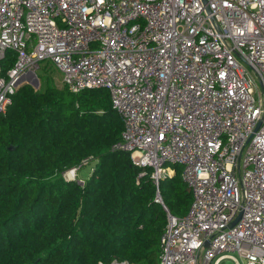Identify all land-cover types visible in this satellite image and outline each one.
<instances>
[{
  "label": "built area",
  "instance_id": "built-area-1",
  "mask_svg": "<svg viewBox=\"0 0 264 264\" xmlns=\"http://www.w3.org/2000/svg\"><path fill=\"white\" fill-rule=\"evenodd\" d=\"M46 60L73 93L110 91L113 150L167 213L159 264H264V0H0V114ZM176 167L182 218L161 194Z\"/></svg>",
  "mask_w": 264,
  "mask_h": 264
},
{
  "label": "trees",
  "instance_id": "trees-1",
  "mask_svg": "<svg viewBox=\"0 0 264 264\" xmlns=\"http://www.w3.org/2000/svg\"><path fill=\"white\" fill-rule=\"evenodd\" d=\"M14 61L9 52L3 70ZM54 73L20 85L0 114V264H159L167 213L150 171L138 181L130 154L113 150L124 124L110 91L73 93ZM89 163L82 182L64 176ZM161 194L173 216L188 214L180 167Z\"/></svg>",
  "mask_w": 264,
  "mask_h": 264
},
{
  "label": "rangeland",
  "instance_id": "rangeland-1",
  "mask_svg": "<svg viewBox=\"0 0 264 264\" xmlns=\"http://www.w3.org/2000/svg\"><path fill=\"white\" fill-rule=\"evenodd\" d=\"M51 68H54V67H52V63L49 60H46V61L42 62L40 64V70H38V72H37L38 78H39V76H41L40 73H42L43 70H45V69H51ZM54 71H55V73L53 75L54 85L57 86V87H59V88H63L64 87V84H63V81H62V74L59 71L55 70V68H54ZM30 78L31 77H26V79L24 81H22L21 84L26 83V82H30ZM39 87H40V84H39ZM255 96H256L257 100H259V94H258V92L256 93ZM94 166H95V163H89V164H87L86 166H84L80 170L79 175L77 177L75 175V177L76 178H79V180L82 182L83 180L87 179L90 176V174H91ZM64 176L66 178L73 177L69 173V171L66 172L64 174ZM233 257L237 258L239 260V263L240 264H245L244 258L240 257L238 254H234Z\"/></svg>",
  "mask_w": 264,
  "mask_h": 264
},
{
  "label": "water",
  "instance_id": "water-1",
  "mask_svg": "<svg viewBox=\"0 0 264 264\" xmlns=\"http://www.w3.org/2000/svg\"><path fill=\"white\" fill-rule=\"evenodd\" d=\"M33 86L37 89V88H39V84H40V82H39V78L37 77V76H35V80L33 81ZM240 218V217H239ZM225 264H232V262L231 261H227Z\"/></svg>",
  "mask_w": 264,
  "mask_h": 264
}]
</instances>
